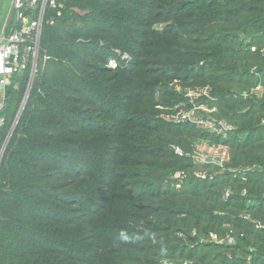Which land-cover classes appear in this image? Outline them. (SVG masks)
<instances>
[{
    "label": "trees",
    "instance_id": "trees-1",
    "mask_svg": "<svg viewBox=\"0 0 264 264\" xmlns=\"http://www.w3.org/2000/svg\"><path fill=\"white\" fill-rule=\"evenodd\" d=\"M63 1L0 162V264H264V0Z\"/></svg>",
    "mask_w": 264,
    "mask_h": 264
},
{
    "label": "built area",
    "instance_id": "built-area-1",
    "mask_svg": "<svg viewBox=\"0 0 264 264\" xmlns=\"http://www.w3.org/2000/svg\"><path fill=\"white\" fill-rule=\"evenodd\" d=\"M65 3L63 0H10L6 17L0 21V131L6 123L4 115L9 90L15 76L27 74V87L22 101L15 115L6 139L0 148V162L3 159L9 141L19 123V120L27 106L36 76L46 60L42 57V38L46 26H53L63 16ZM128 59L127 56L124 57ZM112 68L117 67L114 60L109 62ZM17 88V86H16ZM196 95V94H194ZM191 95L190 96H194ZM206 95V93H205ZM183 119L191 120L189 114L184 113ZM212 132L221 134L226 128L219 123L221 128H214L211 122H202ZM216 149L224 151L223 156L216 160H207L205 163L223 166L229 159L225 147ZM178 155H182L180 149H176ZM197 154L194 156L196 160ZM206 178V174H198ZM261 228V225H258ZM219 243V241L214 240Z\"/></svg>",
    "mask_w": 264,
    "mask_h": 264
},
{
    "label": "rangeland",
    "instance_id": "rangeland-1",
    "mask_svg": "<svg viewBox=\"0 0 264 264\" xmlns=\"http://www.w3.org/2000/svg\"><path fill=\"white\" fill-rule=\"evenodd\" d=\"M9 3L10 0H0V21L6 17V14L9 10ZM190 94L194 95L195 93L191 92ZM203 108L204 107H202V109ZM190 117L195 119L192 114L190 115ZM223 154L224 151L220 152L216 149L215 146L210 145L209 142H203L199 144L197 158L195 162L197 164H204L207 160H216L217 158L220 159Z\"/></svg>",
    "mask_w": 264,
    "mask_h": 264
}]
</instances>
